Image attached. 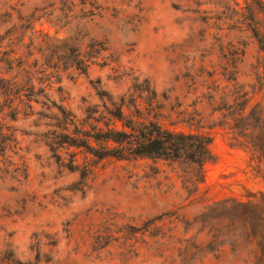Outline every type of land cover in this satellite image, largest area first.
Instances as JSON below:
<instances>
[{
  "label": "rangeland",
  "instance_id": "obj_1",
  "mask_svg": "<svg viewBox=\"0 0 264 264\" xmlns=\"http://www.w3.org/2000/svg\"><path fill=\"white\" fill-rule=\"evenodd\" d=\"M246 6L0 0V14H13L0 19V40L25 37L30 49L19 57L50 102L81 123L102 98L132 99L144 119L208 138L213 155L201 171L53 152L51 140L65 128L58 110L2 106L4 88L15 106L20 96L2 79L28 77L21 63H5L2 44L0 264H264V238L249 239L245 226L264 225V24L261 44ZM70 48L85 71L69 67ZM73 156L92 170L86 178L65 167Z\"/></svg>",
  "mask_w": 264,
  "mask_h": 264
},
{
  "label": "trees",
  "instance_id": "obj_2",
  "mask_svg": "<svg viewBox=\"0 0 264 264\" xmlns=\"http://www.w3.org/2000/svg\"><path fill=\"white\" fill-rule=\"evenodd\" d=\"M244 1L247 3V27L254 38L262 44L263 38L260 30L264 24V0ZM9 10L16 12L14 7ZM1 18H7L9 21L13 18V14L5 11L0 14ZM12 38V36H7L0 40V48L5 43L6 50H9L3 53L8 58L5 63H9L10 59L21 63L20 68L28 77L25 78V81L18 80V82L17 80L10 82L2 79L5 84L20 92L17 99L19 106H15L13 102H10V98L6 97L7 93L4 88L2 106L8 110L20 109V107L32 110V104H41L49 110H58L65 122V128L51 140L53 152L76 149L98 161L111 158L124 161L137 157L175 163L185 162L201 171L207 163L212 161L213 155L210 151L208 138L194 136V134L175 133V131L163 128L155 121L144 119L142 111L132 99H130L132 102L126 104L125 98L117 101L112 96L106 99L102 98L100 99L101 107L94 106L87 109L85 119L81 123L78 122L73 113L50 102L46 96V85L40 79H34L29 73H26V70H29L28 62H25L24 56L19 57V52L22 49L25 51L30 49L29 44H25V37ZM29 43L32 41L29 40ZM67 52L71 53L67 59L69 67L85 71V62L79 59V53L76 54L72 48ZM72 53L75 54V57L72 56ZM125 108L133 109L130 115L125 113ZM65 167L71 172H79L83 179L92 172L88 165L80 167L75 156L71 157L69 164ZM245 223V226L253 231L249 239L257 241V239L264 238L262 222L249 219ZM260 248L264 250V246Z\"/></svg>",
  "mask_w": 264,
  "mask_h": 264
}]
</instances>
